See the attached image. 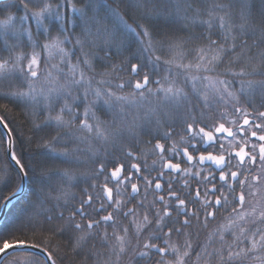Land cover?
<instances>
[{
	"label": "snow or ice",
	"instance_id": "6c2138e0",
	"mask_svg": "<svg viewBox=\"0 0 264 264\" xmlns=\"http://www.w3.org/2000/svg\"><path fill=\"white\" fill-rule=\"evenodd\" d=\"M11 7L23 14L0 19V89L5 82L10 88L0 91V100L24 101L32 108L34 129L48 130L37 146L50 160L88 165L90 175H81L85 183L92 182L77 201L70 189L78 186L79 176L72 167L53 171L51 165L25 161L23 153L12 150L13 130L0 116L9 133L5 151L16 165L0 168V186L11 191L3 208L13 200L19 205L12 227L0 228V264H20L9 260L17 253L28 257L26 264H57L60 237L77 255L85 242L99 241L104 252L88 256L95 264H119L125 258L127 264H264V111L255 107L254 97L244 96L245 88L253 93L258 89L264 108V79H246L264 77L257 67L258 62L264 68V51L248 55L243 51L247 44L233 40L229 48L227 36L222 43L209 36L206 47L189 50L194 63H177V58H187L183 49L190 41L158 27L155 18L192 12L190 0H175L164 9L150 0H13L11 5L0 0V8ZM247 9V0H240L239 27L221 5H214L208 12L211 19L201 23L211 28L214 20L225 32H238L252 27ZM129 10L137 13L129 17L132 24L125 20ZM217 11L224 14L215 15ZM107 18L127 31L110 29ZM259 28L264 32V19ZM45 53L48 60L58 58L50 69L42 68ZM101 53L106 59L130 55L98 73L97 80L89 73L95 72ZM233 56L228 63L239 71L229 68L228 75L240 79V96L233 80L208 75ZM173 65L188 73L186 82L192 81L194 91L197 82L207 81L198 92L199 109L187 106V94L175 76L153 79L158 68L168 66L171 72ZM192 69L199 74L192 75ZM120 72L130 78L123 79ZM12 81L22 83L13 89ZM125 88L132 91L125 94ZM152 96L160 98L157 105L128 121L126 109L140 107ZM229 102L231 115L242 116V123L229 121L226 110L218 111V105ZM168 106L170 114L165 112ZM0 107L7 110L8 105ZM98 112L111 113L119 127ZM141 136L154 139V145L139 140ZM90 140L100 148L90 146L91 154L82 161L78 144ZM139 143L150 144L148 152L158 157L150 170L131 162L137 159L133 149ZM201 232L207 233L203 242Z\"/></svg>",
	"mask_w": 264,
	"mask_h": 264
},
{
	"label": "trees",
	"instance_id": "16d2710c",
	"mask_svg": "<svg viewBox=\"0 0 264 264\" xmlns=\"http://www.w3.org/2000/svg\"><path fill=\"white\" fill-rule=\"evenodd\" d=\"M16 3H18V0H15ZM103 2H106V0H103ZM190 2H193V11L188 12L187 14L181 13L179 15H169L167 18H164L163 16L156 17L155 19L160 21L158 27L162 28L165 31H168L172 34H174L176 37L183 38L185 40H189L190 42L187 44V46L183 49L185 55L187 58L183 59L182 61L177 58V63H194V57L192 54H190L189 50L195 49L197 47H206L207 46V38L210 36L212 40H217L219 42H223L224 37H228V43L227 46L230 48L233 40L237 43V45L241 44H247V48H244L243 51L247 52L248 55H254L259 53L260 51H264V32H261L259 28V22L264 19V0H247L248 3V15L251 17L250 23L252 24V27L245 26L244 28H240V30L234 31L230 30L228 32H225V30L220 29L217 25V23L213 20V26L211 28H208L207 25L202 24L201 20H207L211 19L208 15V12L212 11L214 5H221L224 7V10L229 13V15L232 17V21L235 22V26L239 27L240 24V0H190ZM7 3L11 5L13 3V0H7ZM150 3H155V5L160 8L164 9L166 6H171L175 4V0H150ZM79 6V5H78ZM204 13L203 15H199V13ZM8 14H12L16 17H19L23 14L22 9H17L14 7L11 8H0V19H5ZM103 14V13H101ZM223 12L217 11L215 15H223ZM69 15L71 16V12H69ZM185 15H187V19H185ZM129 17L136 18L137 13L129 10L128 15L125 16V20L129 24H132V19H129ZM143 22V21H141ZM106 23L108 24V27L114 31L116 30H125L124 25L121 24L118 20H112L110 18L106 19ZM135 26V25H133ZM52 35L55 36L56 32L53 30ZM41 41H43V37L40 38ZM71 47V46H69ZM39 50V49H37ZM25 52H31L30 47H26L24 49ZM133 51H136V48L133 47ZM74 54L78 53L77 49H73ZM3 55H7V53H3ZM130 55V53H126L124 56H113L110 59H106L101 53L95 63H94V73H89V75H96V79L99 80L101 77L98 75V73L104 72L105 70H110L111 65H120L121 61L126 59V57ZM168 58V57H165ZM232 59L235 60V57H228L225 58L221 63H218L216 72L214 73H208V75L216 76L217 74L220 75L221 79H228L233 80V77L231 75H228V70L231 68V71H239L238 67H232L229 65L228 60ZM135 62V61H132ZM54 63H58L57 59L48 60L47 54L45 53L42 57V68L47 67L51 68V65ZM73 63H75V59L73 60ZM84 67L83 65H81ZM61 67H64V65H61ZM127 67V65H125ZM257 67L260 68V70H264V68H261L259 63L257 62ZM64 70L67 71L66 67H64ZM159 75L154 76L153 79H160L163 76H175L177 80L179 81V84L181 87L184 88V91L187 94L188 97V107L191 108L192 105H196V107L199 109L201 100L198 99V92H203L204 85L207 84V81L203 82H197L196 89L198 91H194L192 88V81L190 79L186 82V76L188 73H184L183 69H178L175 67V65L172 66L171 72L168 70V66H163L157 69ZM249 71H251V67H249ZM56 75V73H53ZM192 75H198L199 73L196 72L195 69L191 70ZM119 75L127 80L130 78L129 74L127 72H120ZM246 79L249 80H260L264 79V77H261L259 75L255 76H248ZM22 81H12L11 88H16L20 86ZM116 81L113 80V86L115 85ZM26 87V85H25ZM155 87V86H153ZM233 90L236 92L237 96H240V89H241V82L239 78H236L233 80L232 85ZM10 90L8 82H5L3 85V88L0 89V91H7ZM132 91L131 88H125L124 93H128ZM244 96L246 98H252L254 97V104L255 107L261 111H264V108H260V91L257 89L255 93H253L250 89L245 88L244 89ZM160 98L156 96H152L148 98V101L145 102L142 106L137 108H128L126 109L127 112V119L128 121H131L133 119H136L138 117H143L144 113L151 107H155L157 105V102ZM7 103L8 107L7 110L0 107V116H4L6 119L4 123H7L9 128L13 130L12 132V139H13V146L12 150L16 151L19 155L20 153H23L24 159L27 162L32 161H38L41 166L44 165H51L53 167V171L56 169H66L69 167H72V170L79 176L78 180V186L71 187L70 191L72 194H74L77 197V201L79 200L82 190L85 188H88L89 183L92 181L89 180V183H85V177L84 175H81L82 173L90 175L89 172V166L88 165H80V166H72L67 163H62L60 161H53L50 160L45 154L44 149L39 148L37 145L39 143V139L42 136H45L48 132V130H45V132H39L38 130L34 129L33 127V119L30 118L29 112L33 111L32 108L26 107L24 101H19L17 103H8L7 100H0V104ZM219 112H224L225 110L229 113L228 120L235 118L238 120V123H242V116L233 117L231 114L233 113L232 103L229 102L227 104H220L217 106ZM39 110L38 108L36 109ZM80 111H83V108L80 109ZM173 109L171 106H168L165 108V112L172 113ZM183 109H181V112ZM249 111H251V108H249ZM97 115L100 116L102 120H105L109 122L110 124H115L116 127H119V121H113V117L111 113H100L98 112ZM43 117H41V120ZM39 122V121H36ZM226 127H233L235 128L236 125H231L230 123L225 124ZM177 131H180L179 126H177ZM52 135H55V132H52ZM29 138H31L32 142L29 143ZM139 140H143L145 142L151 140L152 145H154L155 140L148 136H141L138 138ZM174 140L179 141V136L174 135ZM163 143V141H161ZM127 143V141H125ZM169 145L167 146H170ZM92 146L94 148L99 149L100 145L94 141L90 140L87 143H79L78 147L81 149V152L78 153L80 159L82 161H86L88 159V156L91 154L89 152V147ZM183 146V145H181ZM227 147V144H226ZM151 148L150 144L147 143H139L138 148L133 149L135 152L137 159L133 160L131 162L140 163L142 168L146 165L148 169L150 170L153 166V161H158V157L156 155H152L148 150ZM6 137L3 132V130L0 128V168H11L15 169L10 162L8 161L7 155H6ZM109 151H113L111 146H109ZM143 152H147L148 154L142 155ZM115 155H119L118 152L114 153ZM159 164L157 163V167ZM186 166V165H182ZM155 175V173H153ZM59 183H62V181H58ZM91 191V189H89ZM11 195V191L8 188H5L3 186H0V207L3 203V201ZM151 198V197H149ZM13 205H17V201L13 200L11 204L7 207L5 216L0 223V228H11L12 223L14 221L15 213L18 211L19 205H17L16 208H13ZM223 222V221H221ZM215 225H213L214 227ZM207 238L206 232H201L198 239L199 241L203 242ZM196 238L194 237V240ZM56 243L60 245L59 250V257L60 259H57V264H61V261H63V264H95V260L89 261L88 256L90 253H93L96 250H99L101 252H104V249L99 247V241L91 240L87 241L83 244L81 249H78L77 251L80 252L79 255H77L75 252L71 250V248L68 247L67 241L60 237L57 238ZM108 256L110 259L115 262V258L111 257V254L108 253ZM17 259L19 260L20 264H26V260L28 257H26L23 254L17 253L13 257H9V260ZM119 264H127V258L120 261ZM133 264L135 262L133 261ZM254 264V262H253Z\"/></svg>",
	"mask_w": 264,
	"mask_h": 264
},
{
	"label": "water",
	"instance_id": "95a60500",
	"mask_svg": "<svg viewBox=\"0 0 264 264\" xmlns=\"http://www.w3.org/2000/svg\"><path fill=\"white\" fill-rule=\"evenodd\" d=\"M0 128L3 130V132H4V134H5V137H6V149H7V148H8V143H7V141H8V139H9V133H8V130L5 129V128L3 127L2 124H0ZM6 155H7V158H8V161L10 162V164H11L14 168H16L15 162L11 160L10 153H7V152H6ZM10 196H11V195H10ZM8 197H9V196H8ZM8 197H7V198H8ZM7 198H6V199H7ZM6 199H5V200H6ZM5 200L3 201V203H2V205H1V207H0V223L2 222V220H3L4 216H5L6 210H7V208H3V204L5 203ZM8 206H9V205H8Z\"/></svg>",
	"mask_w": 264,
	"mask_h": 264
}]
</instances>
